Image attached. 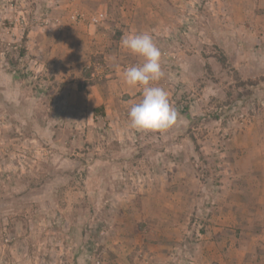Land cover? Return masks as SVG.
<instances>
[{
	"label": "rangeland",
	"instance_id": "374dc122",
	"mask_svg": "<svg viewBox=\"0 0 264 264\" xmlns=\"http://www.w3.org/2000/svg\"><path fill=\"white\" fill-rule=\"evenodd\" d=\"M263 19L264 0H0V264H264V95L234 68ZM132 32L162 53L167 130L130 126Z\"/></svg>",
	"mask_w": 264,
	"mask_h": 264
},
{
	"label": "clouds",
	"instance_id": "9594fccd",
	"mask_svg": "<svg viewBox=\"0 0 264 264\" xmlns=\"http://www.w3.org/2000/svg\"><path fill=\"white\" fill-rule=\"evenodd\" d=\"M121 47L142 58V63L122 72L128 86L142 87V97L128 111L130 126L138 130H167L179 121V112L171 104L168 92L153 82L165 73L161 66V51L148 32H132L121 39Z\"/></svg>",
	"mask_w": 264,
	"mask_h": 264
},
{
	"label": "crops",
	"instance_id": "0c3cea01",
	"mask_svg": "<svg viewBox=\"0 0 264 264\" xmlns=\"http://www.w3.org/2000/svg\"><path fill=\"white\" fill-rule=\"evenodd\" d=\"M251 29L252 31L254 30V32H252L253 34L242 39L243 41L238 48L239 51L234 57V60H236L234 68L239 72L241 80H247V78L254 79L252 86H249L250 91L248 93H252V97L255 98V93L261 96L264 95V80H261L259 77L264 73V19L260 24H251ZM253 45L258 46V48L261 46V50L253 49ZM252 118L255 119L254 117ZM251 119L247 118L246 121L251 123L253 120ZM256 201L263 204L264 197H260L259 200Z\"/></svg>",
	"mask_w": 264,
	"mask_h": 264
},
{
	"label": "built area",
	"instance_id": "2783aa9c",
	"mask_svg": "<svg viewBox=\"0 0 264 264\" xmlns=\"http://www.w3.org/2000/svg\"><path fill=\"white\" fill-rule=\"evenodd\" d=\"M103 17V13L102 12H97L95 14H93L91 17H90V20L93 22V23H96L98 22L99 20H101Z\"/></svg>",
	"mask_w": 264,
	"mask_h": 264
}]
</instances>
